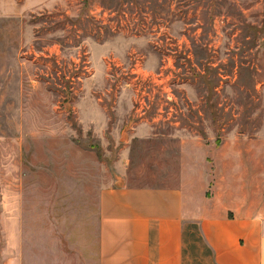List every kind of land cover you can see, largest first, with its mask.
<instances>
[{
  "label": "rangeland",
  "instance_id": "rangeland-1",
  "mask_svg": "<svg viewBox=\"0 0 264 264\" xmlns=\"http://www.w3.org/2000/svg\"><path fill=\"white\" fill-rule=\"evenodd\" d=\"M121 184L264 216V0H0V264H95Z\"/></svg>",
  "mask_w": 264,
  "mask_h": 264
},
{
  "label": "crops",
  "instance_id": "crops-1",
  "mask_svg": "<svg viewBox=\"0 0 264 264\" xmlns=\"http://www.w3.org/2000/svg\"><path fill=\"white\" fill-rule=\"evenodd\" d=\"M191 195L186 185L100 187L95 264H264V216Z\"/></svg>",
  "mask_w": 264,
  "mask_h": 264
}]
</instances>
